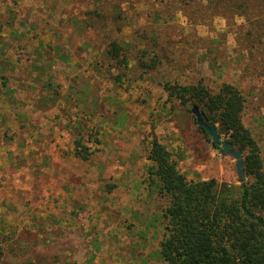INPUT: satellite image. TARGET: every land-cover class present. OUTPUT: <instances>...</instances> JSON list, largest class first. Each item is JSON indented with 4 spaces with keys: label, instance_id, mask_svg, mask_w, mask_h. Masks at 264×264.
<instances>
[{
    "label": "rangeland",
    "instance_id": "374dc122",
    "mask_svg": "<svg viewBox=\"0 0 264 264\" xmlns=\"http://www.w3.org/2000/svg\"><path fill=\"white\" fill-rule=\"evenodd\" d=\"M261 2L0 0L4 264H167V198L148 160L155 138L189 180L240 184L236 160L166 82L235 86L264 170Z\"/></svg>",
    "mask_w": 264,
    "mask_h": 264
},
{
    "label": "trees",
    "instance_id": "16d2710c",
    "mask_svg": "<svg viewBox=\"0 0 264 264\" xmlns=\"http://www.w3.org/2000/svg\"><path fill=\"white\" fill-rule=\"evenodd\" d=\"M207 1L213 7L230 5L239 9L249 5L259 7L263 3L262 0ZM122 49L118 42H113L108 53L119 59ZM164 88L170 98L197 106L208 125L219 123L220 136H228L225 142L245 152L246 181L236 185L216 179L189 180L179 172L165 145L156 138L152 140L148 152L152 163L150 175L167 198L160 258L167 264H264V170L258 147L242 120V94L229 84L217 93L204 86L170 82L164 83ZM200 129L211 138L203 127ZM77 144L80 147L76 150L77 157L88 161L90 155L84 152L85 145L80 141ZM4 254L0 243V264H4Z\"/></svg>",
    "mask_w": 264,
    "mask_h": 264
},
{
    "label": "water",
    "instance_id": "95a60500",
    "mask_svg": "<svg viewBox=\"0 0 264 264\" xmlns=\"http://www.w3.org/2000/svg\"><path fill=\"white\" fill-rule=\"evenodd\" d=\"M192 113L196 118L197 124L200 127H203L208 132L209 136L212 138L214 146L219 149H222V152L225 155L231 156L236 160V170L239 178V183H244L246 181V175L243 152L240 150L233 149L232 144L230 142H225L218 132L219 123L208 125L197 106L192 107Z\"/></svg>",
    "mask_w": 264,
    "mask_h": 264
}]
</instances>
